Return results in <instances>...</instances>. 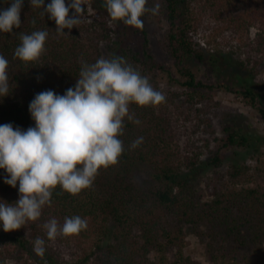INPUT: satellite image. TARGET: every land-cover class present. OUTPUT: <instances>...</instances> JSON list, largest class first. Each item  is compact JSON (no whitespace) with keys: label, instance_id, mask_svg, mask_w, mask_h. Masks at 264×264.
Masks as SVG:
<instances>
[{"label":"trees","instance_id":"16d2710c","mask_svg":"<svg viewBox=\"0 0 264 264\" xmlns=\"http://www.w3.org/2000/svg\"><path fill=\"white\" fill-rule=\"evenodd\" d=\"M88 1L106 10L105 0ZM11 2L0 0V11ZM50 2L44 0V6ZM156 4L159 13L144 16L163 29L156 46L164 61L155 60L144 24L131 26L138 43L120 47L118 56L148 79L176 83L180 91L164 95L156 106L130 104V114L140 123L125 117L119 137L124 152L116 165L99 170L90 188L73 196L57 186L38 220L11 232L0 226V264H201L184 253L187 235L202 244L205 264H264V154L248 164H230L225 173L213 170L201 180L194 177L198 165L218 167L223 150L248 148L251 137L228 125L218 137L209 118L193 121L192 113L200 111L196 106L219 108L207 81L226 60L216 50L210 53L206 77L188 64L204 63L195 36L206 32L213 41L221 36L236 42L243 56L237 62L240 70L264 72V0H147L146 7ZM20 18V28L0 32V55L9 62V93L0 96V125L26 131L35 126L29 111L35 96L74 89L82 65L95 63L100 42L110 37L106 20L82 21L65 29L68 35H58L55 21L30 0H23ZM37 30L48 33L45 51L38 61L25 63L14 56L20 34ZM258 91L244 85L236 92L252 106ZM258 111L264 119V110ZM196 129L215 144L204 162L192 140ZM140 137L142 143L132 148ZM6 178L0 169V202L15 204L19 184L13 188L4 183ZM76 215L87 220L85 230L48 240L45 222L55 218L62 225L65 217ZM37 237L45 240L43 258L33 251Z\"/></svg>","mask_w":264,"mask_h":264},{"label":"clouds","instance_id":"9594fccd","mask_svg":"<svg viewBox=\"0 0 264 264\" xmlns=\"http://www.w3.org/2000/svg\"><path fill=\"white\" fill-rule=\"evenodd\" d=\"M32 7L44 9L55 21L58 35H68L65 29L77 27L85 13L88 0H30ZM147 0H105L108 15L135 28L143 27L142 16L157 15L160 5L146 7ZM23 0H12L0 11V32L12 33L21 26ZM70 10L72 14L69 15ZM35 22L33 21V24ZM47 31L20 34L21 44L14 56L25 63L40 59L45 51ZM8 60L0 55V96L9 93ZM165 96L155 90L123 57L99 58L93 64H83L75 88L64 95L52 90L38 93L29 105L34 127L26 131L12 124L0 125V169L9 178L4 183L15 188L19 184V199L15 204L0 202V226L4 232L22 228L41 217L42 208L51 205L53 190L59 186L75 196L92 186L101 168L118 163L124 152V119L140 123L130 114V104L139 107L156 106ZM143 141H133L136 148ZM48 240L58 236H74L88 227L79 215L65 217L60 225L55 218L43 225ZM45 240L37 237L33 251L41 258ZM46 264V262H45Z\"/></svg>","mask_w":264,"mask_h":264},{"label":"rangeland","instance_id":"374dc122","mask_svg":"<svg viewBox=\"0 0 264 264\" xmlns=\"http://www.w3.org/2000/svg\"><path fill=\"white\" fill-rule=\"evenodd\" d=\"M83 7H85V13L82 18L83 22L94 24L100 20H106V27L109 30L110 39L100 42L99 58L118 56L120 47L137 45L138 38L133 33L131 26L124 24L122 21H113L106 10H102L95 1H88V4ZM141 19L146 27L147 37L152 46L155 60L163 62V56L156 46V40L159 38L163 29L153 19L146 16H142ZM195 40L203 49L205 61L204 63L190 61L188 64L194 70H199V76L206 77V69L208 68L207 58L215 50L217 54L223 55L226 61L224 62L225 66L215 72L216 74H211L210 79L207 81V84L214 88L215 100L219 103V108L196 106L195 108L200 111L192 113L193 121L197 122L205 117L209 118L212 127L216 131L215 135L218 137L221 135V129L224 125L240 127L251 137L248 148L223 150V160L218 167L213 168L212 166L205 167L203 164L198 165L194 171V177L201 180L209 177L213 173V170L219 173H225L230 164H248L254 160V157H257L259 154H264V119L258 111L259 107L264 110V72L262 70L256 75H250L248 72L239 69L237 62L243 61V56L237 49L238 45L233 39L218 36L213 41L208 33L202 32L195 36ZM125 61L141 74L138 66L128 63L127 60ZM149 83L163 95L180 91L176 83L168 84L164 81L154 82L152 79H149ZM221 83L225 86L218 88L217 84ZM244 85L252 88L259 87L257 98L252 106L248 103L247 98L244 99L242 95L236 92L240 86ZM208 138L205 133L197 129L192 136L194 145L201 152V162L206 161L214 151L215 144ZM207 140L209 141L208 147H205ZM185 240L186 247L184 253L198 260L201 264H205L202 244L191 235H187Z\"/></svg>","mask_w":264,"mask_h":264}]
</instances>
